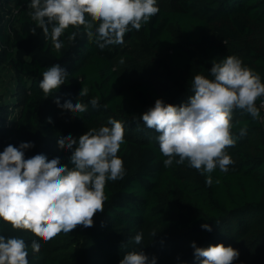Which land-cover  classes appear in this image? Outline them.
I'll use <instances>...</instances> for the list:
<instances>
[{
    "label": "trees",
    "instance_id": "trees-1",
    "mask_svg": "<svg viewBox=\"0 0 264 264\" xmlns=\"http://www.w3.org/2000/svg\"><path fill=\"white\" fill-rule=\"evenodd\" d=\"M29 3L0 0V77L11 68L20 88L14 104L0 103V152L9 144L32 142L26 159L44 154L69 164L71 151L60 149L57 140L69 134L78 140L89 129L111 127L112 118L124 125L118 156L125 175L106 183L104 212L94 216L92 227L78 226L45 243L0 218V235L24 239L29 264H119L131 251L156 257V264H200L192 242L202 248L232 246L240 253L234 264H264L263 119L233 112L237 140L227 149L233 163L226 173L214 170L208 186V174L187 161L177 164L179 157L165 167L159 133L140 118L157 99L186 103L193 95L192 78L213 79V61L228 56L240 58L264 82V0H157L159 12L139 31L127 33L123 44L101 50L83 28L69 43L67 36L75 31L70 27L60 38L65 44L60 52L41 29L30 32L36 25L28 15ZM20 51L25 57L17 56ZM56 63L69 75L46 97L39 87L42 73ZM82 87L88 88L87 96H79ZM97 96L101 107L93 109L89 101ZM57 98L61 105L84 103L88 110L74 116L57 106ZM262 99L256 101L261 118ZM245 126L247 133L240 137ZM138 232L143 233L139 245L134 240ZM34 240L41 244L39 252L31 248Z\"/></svg>",
    "mask_w": 264,
    "mask_h": 264
},
{
    "label": "clouds",
    "instance_id": "clouds-1",
    "mask_svg": "<svg viewBox=\"0 0 264 264\" xmlns=\"http://www.w3.org/2000/svg\"><path fill=\"white\" fill-rule=\"evenodd\" d=\"M157 0H30L28 15L35 22L30 28L36 35L42 30L45 39H50L56 52L65 47L60 38L70 27L75 29L67 40L73 43L80 35L87 36L103 50L109 45L124 43V37L132 29L139 31L143 24L159 12ZM213 79L197 74L192 78L193 95L180 106L166 104L157 99L141 116L149 128L159 133L157 140L163 164L170 167L173 160L185 161L201 175H207L206 184L213 183L211 173L219 168L227 172L233 163L227 149L235 146L233 135V112L241 110L254 120H261L256 101L264 97V82L251 68L236 56H228L222 62L213 61L210 69ZM69 73L59 63L42 73L39 87L46 97L65 84ZM82 87L79 96L88 95ZM58 107L77 116L85 113L88 106L66 101ZM89 103L98 109L100 97ZM264 106V102L262 105ZM107 108V105H103ZM48 122L52 120L49 117ZM108 126L89 129L79 139L70 134L57 140L58 147L71 151L69 164H61L60 158L51 160L44 154L25 158V150L34 147L32 142H22L18 147L9 144L0 152V218L14 229L30 231L47 243L60 233H70L78 226H94V216L104 212L108 199L105 186L108 181L123 179L125 169L118 156L124 141V125L109 118ZM247 133L240 128L239 136ZM218 183V181H217ZM202 229L212 231L208 224ZM143 233L138 232L135 243L141 244ZM194 257L200 264H234L239 251L222 243L207 248L197 247L192 242ZM33 252H39L41 244L33 241ZM27 245L22 238L0 235V264H29ZM119 264H156L143 251H131Z\"/></svg>",
    "mask_w": 264,
    "mask_h": 264
},
{
    "label": "rangeland",
    "instance_id": "rangeland-1",
    "mask_svg": "<svg viewBox=\"0 0 264 264\" xmlns=\"http://www.w3.org/2000/svg\"><path fill=\"white\" fill-rule=\"evenodd\" d=\"M159 3L163 4L162 1ZM17 56L25 57V54L20 51L17 52ZM19 90V80L16 73L11 68L6 67L0 77V103L14 104ZM16 111L18 112V110ZM9 120L11 121V119Z\"/></svg>",
    "mask_w": 264,
    "mask_h": 264
},
{
    "label": "built area",
    "instance_id": "built-area-1",
    "mask_svg": "<svg viewBox=\"0 0 264 264\" xmlns=\"http://www.w3.org/2000/svg\"><path fill=\"white\" fill-rule=\"evenodd\" d=\"M262 102H264V99H262L261 102H260V107H261V109L263 110V113H264V106H261ZM263 118H264V116H263ZM263 121H264V119H263Z\"/></svg>",
    "mask_w": 264,
    "mask_h": 264
}]
</instances>
